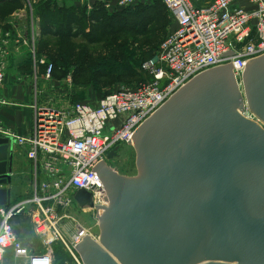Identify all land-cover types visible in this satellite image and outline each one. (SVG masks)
<instances>
[{"label": "water", "instance_id": "water-1", "mask_svg": "<svg viewBox=\"0 0 264 264\" xmlns=\"http://www.w3.org/2000/svg\"><path fill=\"white\" fill-rule=\"evenodd\" d=\"M232 69L198 76L140 127L137 177L93 170L107 192L100 238L76 246L83 264H264V56L241 82ZM14 148L0 137L7 210ZM74 199L95 207L86 190Z\"/></svg>", "mask_w": 264, "mask_h": 264}, {"label": "built area", "instance_id": "built-area-1", "mask_svg": "<svg viewBox=\"0 0 264 264\" xmlns=\"http://www.w3.org/2000/svg\"><path fill=\"white\" fill-rule=\"evenodd\" d=\"M110 1L129 8L148 0H97ZM161 1L177 26L155 57L143 63L142 69L150 77L147 82L136 88L124 87L96 105L35 108L32 135L16 141L27 147L35 164L33 196L17 208H0V263L12 254L20 264H55V245L61 244L83 264L76 246L89 234L77 227L69 240L64 239L60 222L65 217L58 210L75 206L78 190L93 195V209L103 206V191L107 190L91 173L104 162L105 153L119 143L133 145L140 127L198 76L232 64L241 82L244 65L264 56V0ZM9 57L1 44L0 89ZM48 71L51 75L53 67ZM27 205L33 206L30 214L43 238V252H34L13 228V218Z\"/></svg>", "mask_w": 264, "mask_h": 264}, {"label": "rangeland", "instance_id": "rangeland-1", "mask_svg": "<svg viewBox=\"0 0 264 264\" xmlns=\"http://www.w3.org/2000/svg\"><path fill=\"white\" fill-rule=\"evenodd\" d=\"M21 1L23 6L0 4V45L4 44L14 56L18 51L24 53L23 63L27 62L29 66L18 73L30 78L36 106L62 108L76 103L96 105L107 95L124 87L140 86L150 79L142 69L143 63L155 57L159 45L177 26L173 21L167 32H158L157 37L143 36L146 30L141 14L145 10L153 14L162 5L160 0L138 1L129 8H120L112 1L99 3L97 0ZM39 5L56 10L59 20L64 15L59 11L61 8L79 10L87 34L70 42L55 36L41 37L40 21L36 14ZM95 16L103 21L106 37L93 24L91 18ZM120 22L124 28L118 27ZM153 28L151 26L150 31ZM28 32L29 36H26ZM154 41L157 43L152 45ZM13 59H7L9 66L7 63L6 76L11 72ZM51 66L53 71L49 75ZM14 143L16 147V141ZM104 164L122 177L134 178L139 175L137 151L132 145L119 143L110 149L105 153ZM26 167L28 170L29 166ZM25 182L18 180V186ZM58 211L60 216L65 217L60 222L62 227H83L94 240L100 238L102 230L97 209L71 205ZM39 249L42 250L40 244ZM3 264L20 263H16L14 256L9 254ZM55 264L78 262L64 246L57 244Z\"/></svg>", "mask_w": 264, "mask_h": 264}, {"label": "crops", "instance_id": "crops-1", "mask_svg": "<svg viewBox=\"0 0 264 264\" xmlns=\"http://www.w3.org/2000/svg\"><path fill=\"white\" fill-rule=\"evenodd\" d=\"M25 35L28 36L27 33ZM23 56L24 53L19 51L15 56L12 52L10 53L9 58H16L12 60L11 72L7 73L5 83L0 89V137L6 136L14 141H17L18 138H29L32 135L35 108L37 107L32 95L33 88L30 78L18 73L19 70L29 66L27 62L23 63ZM26 166H29L28 170ZM12 177V183L8 186L12 193L11 207L17 208L26 200L32 198L35 185V164L28 157L27 147H22L18 143L14 148ZM41 178L44 179V177ZM18 180L26 182L19 187ZM32 208L31 205H27L26 208L24 206L22 211L13 218L12 225L19 239L25 242L34 252L39 253L45 250V244L31 217ZM61 232L64 239L69 240L76 229L62 227ZM31 236L39 241L42 250L39 249V244L36 247L33 246L34 243L28 241Z\"/></svg>", "mask_w": 264, "mask_h": 264}, {"label": "trees", "instance_id": "trees-1", "mask_svg": "<svg viewBox=\"0 0 264 264\" xmlns=\"http://www.w3.org/2000/svg\"><path fill=\"white\" fill-rule=\"evenodd\" d=\"M5 3L16 4V6H23L21 0H0V4ZM156 9L157 10H154L153 14L146 10L141 14L144 17L143 19H145L143 20V26L145 28L144 31H146L143 36L150 35L152 37H157L156 34H158V32H167L173 23L172 15L163 2L162 5H160ZM59 11L64 12V15L60 16V20L56 17V10H52L48 6L39 5L38 12L36 14L38 15V19L40 21V36L60 37L67 42H70L71 40L79 37H85L87 33L82 13L75 8H61ZM93 19L96 21H93ZM91 20L93 24H96L95 26L99 28V33L106 37L107 34L105 32L106 29L103 21L97 20L96 16L92 17ZM118 24L119 28L125 27L121 24V22ZM151 26H154V28L150 31L149 28H151ZM27 35L29 36V32L27 33ZM155 43H157V41H154L152 45H154ZM28 241L30 243H34L35 245L33 246L38 247L39 241L34 236H31Z\"/></svg>", "mask_w": 264, "mask_h": 264}, {"label": "flooded vegetation", "instance_id": "flooded-vegetation-1", "mask_svg": "<svg viewBox=\"0 0 264 264\" xmlns=\"http://www.w3.org/2000/svg\"><path fill=\"white\" fill-rule=\"evenodd\" d=\"M100 172L102 173V174H105L107 171H106V169L103 167V165L100 167ZM75 205H78L77 203L75 204ZM79 206V205H78ZM96 209V208H95Z\"/></svg>", "mask_w": 264, "mask_h": 264}]
</instances>
